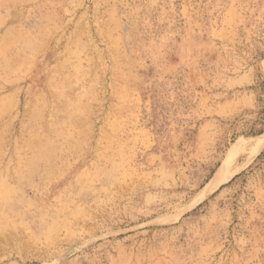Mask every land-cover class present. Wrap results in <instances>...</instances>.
<instances>
[{
	"label": "rangeland",
	"instance_id": "374dc122",
	"mask_svg": "<svg viewBox=\"0 0 264 264\" xmlns=\"http://www.w3.org/2000/svg\"><path fill=\"white\" fill-rule=\"evenodd\" d=\"M263 134L264 0H0V264H264Z\"/></svg>",
	"mask_w": 264,
	"mask_h": 264
},
{
	"label": "bare ground",
	"instance_id": "6f19581e",
	"mask_svg": "<svg viewBox=\"0 0 264 264\" xmlns=\"http://www.w3.org/2000/svg\"><path fill=\"white\" fill-rule=\"evenodd\" d=\"M238 148H239V152L241 153L248 152V155L246 156L247 157L246 159L248 161L250 159V156H252L253 158L254 155L258 154L264 148V134L257 140L239 143ZM244 164L245 163L243 161L242 163L241 162L239 163L238 167L227 169L226 175H223L220 178L216 179V182L214 183L215 187H218L222 183L226 182L232 174L237 172L238 169L240 170V168L245 166Z\"/></svg>",
	"mask_w": 264,
	"mask_h": 264
}]
</instances>
